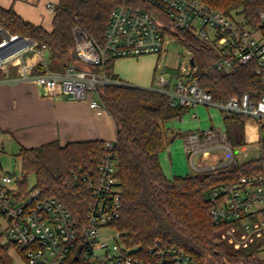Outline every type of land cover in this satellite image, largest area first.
Wrapping results in <instances>:
<instances>
[{
	"label": "built area",
	"instance_id": "2783aa9c",
	"mask_svg": "<svg viewBox=\"0 0 264 264\" xmlns=\"http://www.w3.org/2000/svg\"><path fill=\"white\" fill-rule=\"evenodd\" d=\"M57 3L49 1L47 8L55 12ZM145 3L164 12L175 27L192 30L213 46L217 53L214 63L217 69L231 70L253 62L264 83L262 29L248 25L243 16L227 14L204 0H127L112 10L102 44L77 28L79 63H68L63 71L46 67L34 77L22 59L24 53L34 49V41L9 33L0 42V68L19 65L22 79L34 78L50 95L89 100L90 106L101 113L106 106L98 87L115 81L103 68L106 60L158 54L163 49L167 38L164 22ZM46 51L45 45H41L44 59ZM192 67V70L178 71L173 89H170L165 71L155 76L157 86L151 88L166 93L171 105L189 108L198 104L215 105L223 117L244 114L254 117L264 128V94L254 99L245 92L218 100L211 90L199 84ZM227 137L225 128L211 126L187 133L184 147L192 155L201 148L208 153L212 144L229 147ZM113 146L114 140L105 142L97 171L78 169L72 172L74 181L86 185L94 197L84 223L77 221L60 199L45 196L39 187L24 192L18 183L22 174L8 170L0 173V215L6 219L8 237L23 250L27 264H63L71 254L76 256L80 244L82 250L75 259L81 264H196L187 251L162 239L155 240L144 250L131 248L123 242L122 233L112 226L121 215L122 192ZM208 197L215 223H227L220 238L235 248L254 245L264 259V170L216 184L209 188Z\"/></svg>",
	"mask_w": 264,
	"mask_h": 264
},
{
	"label": "trees",
	"instance_id": "16d2710c",
	"mask_svg": "<svg viewBox=\"0 0 264 264\" xmlns=\"http://www.w3.org/2000/svg\"><path fill=\"white\" fill-rule=\"evenodd\" d=\"M204 1L227 14L243 16L248 25L261 28L264 33V0ZM125 2L127 0H58L51 30L0 4V25L11 34L30 37L45 45L49 60L79 63L75 30L80 28L102 44L112 10ZM145 4L164 22V34L175 37L191 52L199 84L211 90L215 98L223 101L248 92L258 99L264 94V83L253 62L231 70L217 69L214 64L217 53L213 46L194 31L175 27L156 6ZM2 39L0 34V42ZM114 60H106L103 67L112 78H116ZM91 67L100 69L98 65ZM98 91L116 123L113 153L118 161L122 192L121 215L112 226L122 233L123 242L131 248L144 250L155 240L162 239L187 251L196 264H264L254 245L235 248L220 238L227 223H215L208 197L209 188L216 184L264 170V135L260 139L262 154L256 158L203 170L199 174L168 177L160 161V153L171 140L166 123L182 116L189 107L171 105L166 93L127 82L105 83ZM247 118L244 114L224 117L227 134L233 138V143L244 142ZM235 132L241 134L239 139L234 136ZM105 142L92 139L62 144L53 140L34 147L21 145L16 152L22 171L18 183L24 192L39 187L45 196L60 199L74 218L84 223L94 197L86 185L74 181L72 172L78 169L97 171ZM3 170L0 161V173ZM29 174L36 177L32 187L28 183ZM3 236L0 232V264H13L10 248L14 247L23 255L24 252ZM63 264L81 262L71 254Z\"/></svg>",
	"mask_w": 264,
	"mask_h": 264
},
{
	"label": "crops",
	"instance_id": "0c3cea01",
	"mask_svg": "<svg viewBox=\"0 0 264 264\" xmlns=\"http://www.w3.org/2000/svg\"><path fill=\"white\" fill-rule=\"evenodd\" d=\"M49 1L58 2V0H0V4L6 8H13L23 18L51 30L54 12L47 8ZM9 33L0 25L2 37H6ZM30 39L35 43L34 49L24 53L22 59L29 66L32 77L44 72L46 67L57 71L65 69L67 64L64 61L49 60V55H45L44 59L40 53L41 45L36 40ZM160 54L150 53L115 58L113 71L116 78H113L114 82L154 87ZM19 70V65L15 64H8L0 68V132L2 133L0 141L2 147H6L7 144L10 146L17 144L18 148L21 145L34 147L53 140H59L62 144H66L71 141L116 139V123L107 108L98 113L90 106L89 100H75L60 94L50 95L34 78L22 79ZM200 105H205L208 110L211 107L218 108L215 105L207 104H198L189 108L183 114L184 116H180L181 120L188 125L184 126V128L187 127L185 132L182 131L181 125H179V129H174L176 118L166 123L168 136L171 138L168 146L170 157L167 160V147L160 153V161L168 177L177 174L189 175V173L183 174L175 169L176 164H174L175 160L171 153L175 152L181 157L179 146H181V150L183 148L192 166L197 170H210L231 164L220 163L216 159L210 158V150L230 148V146L227 147L221 143L210 145L208 153H204V148L199 149L194 155L186 151L184 136L189 132L199 130L203 125L199 116ZM218 109L220 110V108ZM221 116L219 126L227 131V124L222 112ZM209 118L212 126H215L210 113ZM180 137H183V142L175 147L172 146V142ZM200 153L202 154V163L197 165L195 157Z\"/></svg>",
	"mask_w": 264,
	"mask_h": 264
},
{
	"label": "rangeland",
	"instance_id": "374dc122",
	"mask_svg": "<svg viewBox=\"0 0 264 264\" xmlns=\"http://www.w3.org/2000/svg\"><path fill=\"white\" fill-rule=\"evenodd\" d=\"M160 57L158 58V69L155 73V76L160 74L162 71H165V77L170 79V89L174 88V85L177 80L178 71L184 72V70H192V65L190 62L191 52L186 48V46L178 41L175 37L167 35V38L164 42L163 49L160 52ZM154 86H157L156 80L154 81ZM209 113L213 116V122L216 127H220L221 120V111L216 107H211L209 110L205 105H200L199 116L203 125L199 129H206L212 126L211 120L209 118ZM184 116V115H183ZM175 120L177 122H175ZM174 122L176 123L174 129H179L181 125L182 131L185 132L187 127L184 128L186 122L182 121L180 117L176 118ZM195 130V129H194ZM2 133L0 132V136ZM264 135V128L260 127L259 123L254 117H248L246 121V132L244 142H234L233 138L229 136L226 138V142L230 148H217L210 150V158L216 159L220 163H231L237 164L248 161L250 159L256 158L261 155V137ZM234 136L236 139H239L241 134L235 132ZM1 138V137H0ZM183 137L177 138L172 142V146H177L179 143L183 142ZM171 147V146H170ZM182 155L181 157L177 153H171L172 158L175 160L176 164L175 169L183 174H199L202 170L195 169L190 159L187 157L185 151L180 149ZM169 147L166 150L167 160H169ZM18 150L17 144L10 146L9 144L6 147H2L0 141V161L3 166V171L15 172L19 175L22 174L21 171V160L19 156L16 155ZM165 152V151H164ZM163 152V153H164ZM195 163L200 165L202 163V154H198L195 157ZM29 186L32 187L36 183V177L34 174L28 175ZM7 222L6 219L0 215V232L4 234V240L9 239L6 233ZM10 252L13 256V264H27L24 258V255L17 251V249L10 248Z\"/></svg>",
	"mask_w": 264,
	"mask_h": 264
},
{
	"label": "water",
	"instance_id": "95a60500",
	"mask_svg": "<svg viewBox=\"0 0 264 264\" xmlns=\"http://www.w3.org/2000/svg\"><path fill=\"white\" fill-rule=\"evenodd\" d=\"M45 55H46V56L49 55V51H48V50L45 52ZM190 62H191V65H192V66L195 65V62H194V58H193V57H191ZM82 246H83V245L80 244L79 247H78V249H77L76 256H75L76 259L79 258L80 252H81V250H82Z\"/></svg>",
	"mask_w": 264,
	"mask_h": 264
}]
</instances>
